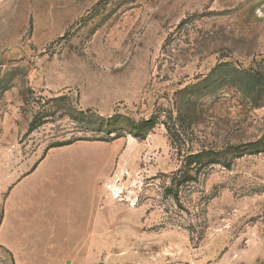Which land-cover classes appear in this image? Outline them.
I'll return each mask as SVG.
<instances>
[{"label":"rangeland","instance_id":"374dc122","mask_svg":"<svg viewBox=\"0 0 264 264\" xmlns=\"http://www.w3.org/2000/svg\"><path fill=\"white\" fill-rule=\"evenodd\" d=\"M263 56L264 0H0V264H264V100L195 88Z\"/></svg>","mask_w":264,"mask_h":264},{"label":"trees","instance_id":"16d2710c","mask_svg":"<svg viewBox=\"0 0 264 264\" xmlns=\"http://www.w3.org/2000/svg\"><path fill=\"white\" fill-rule=\"evenodd\" d=\"M228 84L241 90L245 96H252L255 101L264 100V56L255 66L249 68L231 66L228 62L220 63L200 83L195 84V88L197 91L210 95ZM73 118L86 129L104 133L105 138H100L99 140H114L126 134L144 137L155 125L153 118L135 120L121 113L104 117L91 110H76ZM71 143L73 142L59 143L54 146H63ZM261 144L264 145V142H261ZM258 145L256 144L257 148L249 151H259ZM241 147V145H230L221 149H208L190 154L187 158L188 167L199 170L216 163L230 166L228 162L229 153H238ZM248 147H254V144H249ZM189 172L184 175V181L193 179L192 174H188ZM175 197L178 198V194Z\"/></svg>","mask_w":264,"mask_h":264},{"label":"crops","instance_id":"0c3cea01","mask_svg":"<svg viewBox=\"0 0 264 264\" xmlns=\"http://www.w3.org/2000/svg\"><path fill=\"white\" fill-rule=\"evenodd\" d=\"M0 242L3 243L5 246L9 247L11 250H13L17 257V261L20 263L21 260L19 259V254L14 250V248H12L11 239H9L6 235L4 236L0 234Z\"/></svg>","mask_w":264,"mask_h":264}]
</instances>
